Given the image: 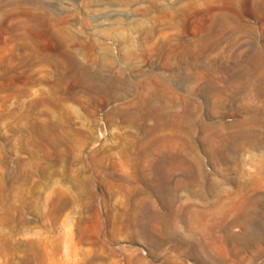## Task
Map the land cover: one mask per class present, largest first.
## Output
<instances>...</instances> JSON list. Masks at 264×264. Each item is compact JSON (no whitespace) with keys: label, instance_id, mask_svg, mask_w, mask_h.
<instances>
[{"label":"rangeland","instance_id":"1","mask_svg":"<svg viewBox=\"0 0 264 264\" xmlns=\"http://www.w3.org/2000/svg\"><path fill=\"white\" fill-rule=\"evenodd\" d=\"M0 264H264V0H0Z\"/></svg>","mask_w":264,"mask_h":264},{"label":"bare ground","instance_id":"2","mask_svg":"<svg viewBox=\"0 0 264 264\" xmlns=\"http://www.w3.org/2000/svg\"><path fill=\"white\" fill-rule=\"evenodd\" d=\"M167 116H169V115H167ZM242 123H246V121L244 120ZM249 127V126H248ZM243 128V127H242ZM241 128V129H242ZM254 138V137H253ZM253 138H252V135H251V131L249 130V129H242V130H240L239 132H238V134H237V138L235 139V142H248V143H251V142H253ZM256 139V138H255ZM258 141V140H257ZM235 142H233V144L231 143V144H229V147H227L228 146V144H225V147L226 148H233L234 147V143ZM260 143V142H259ZM235 148H236V146H235ZM236 150V149H235ZM178 158H179V156H178ZM165 159V158H164ZM181 159H182V157H181ZM165 161V160H164ZM169 161V160H168ZM183 161V160H182ZM167 162V161H166ZM173 162V161H172ZM198 172H200L199 170H198ZM192 173V172H191ZM195 173V172H194ZM197 175V174H196ZM191 176V175H190ZM204 176V175H203ZM204 179L206 178L205 176L203 177ZM188 181V180H187ZM190 181V182H189ZM187 183H194V182H200L201 181V179H199L198 177H193V176H191V178H190V180H189ZM233 236V235H232Z\"/></svg>","mask_w":264,"mask_h":264}]
</instances>
